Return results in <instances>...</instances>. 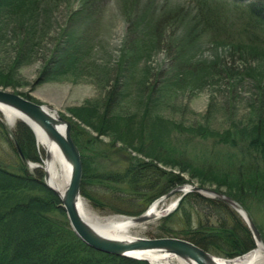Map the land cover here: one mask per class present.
<instances>
[{"label":"rangeland","instance_id":"374dc122","mask_svg":"<svg viewBox=\"0 0 264 264\" xmlns=\"http://www.w3.org/2000/svg\"><path fill=\"white\" fill-rule=\"evenodd\" d=\"M262 7L264 0H40L37 9L31 11L33 16H0V73L9 77L8 82L0 83V90L32 98L70 126V122L80 125L83 131L78 132L89 134L80 137L88 168L103 163L100 171L88 178L145 160L179 175L189 182L186 185L219 189L227 197V193L241 194L247 190L239 192L211 177L216 169L207 151L215 150V141L192 137L190 130L205 128L215 134H236L264 121V27L254 14L258 11L264 17ZM199 19L201 24L197 25ZM207 22L217 25L208 29ZM70 38L82 39L78 43H84L82 50L87 45V54L79 58V70L74 66L68 72L56 73L52 60H57L58 50L66 49ZM200 70L208 75L207 79L195 83L189 74ZM129 71L131 77L126 80L130 81V92L123 87ZM114 89L121 95L125 91L122 98L115 99L114 114L138 118L151 115V121L171 135V141L162 139L165 149L181 154L182 161L175 159L178 164L172 166L160 158H146L135 149L139 145L138 140L133 141L135 138L121 141L114 133L97 137L83 123V110L102 111ZM87 120L97 119L90 115ZM0 122L8 132L7 137L0 133V165L17 172L21 157L15 131L22 122L11 126L1 112ZM35 148L40 158L36 141ZM148 149L142 151L154 156L155 152L152 155ZM30 163L36 161L27 162L31 172L38 170ZM185 163L191 167H185ZM86 193L93 200L82 198L101 217L136 218L150 208L140 214L137 203L130 205V201L120 200L125 195L104 191L94 178L86 185ZM179 197L176 194L165 199L159 208L167 209ZM261 197L247 196L244 203H237L252 219L264 242ZM165 217L148 221L131 230L130 235L156 238ZM180 219L181 226H185L183 214ZM192 220V226L205 222L216 225L215 219L198 218L195 213Z\"/></svg>","mask_w":264,"mask_h":264},{"label":"trees","instance_id":"16d2710c","mask_svg":"<svg viewBox=\"0 0 264 264\" xmlns=\"http://www.w3.org/2000/svg\"><path fill=\"white\" fill-rule=\"evenodd\" d=\"M236 1L243 3L245 0ZM39 3L40 0H0V16L20 13L21 17L33 16L34 12L31 11L36 10ZM261 9L264 10V7ZM254 14L264 27V17H260L258 11ZM198 24H201V19L197 20ZM214 25L217 24L207 22L206 28ZM81 40L70 38L65 45L66 49L62 52L61 49L58 50L57 60H52L56 73L68 72L74 66L77 70L80 69L79 58L87 54V45L86 49L82 50L84 43H78ZM183 60L184 56L181 57L182 62ZM201 71L189 74L195 83L207 79L208 75ZM130 73V71L127 73L125 80L131 77ZM8 80L7 75L0 73V83L4 84ZM129 82L126 80L123 87L130 92L131 88L129 89L127 85ZM117 92L114 89L102 111L84 109L83 123L93 129L97 137L114 133L113 135L118 136L121 141L127 137L135 138L136 140H132H138L139 143L135 149L146 158H160L163 163L172 166L178 164L175 159L182 161L181 154L165 149L166 144L162 139L171 141V135L157 126L158 124L155 125L151 121V115L142 116V120L139 121L141 118L137 116L136 120L135 116L114 114V104H117L115 99L122 98L125 91L122 95L118 90ZM25 98L35 101L32 98ZM90 115L91 118L95 116L97 120L95 122L87 120ZM70 123L73 140L81 152L83 161L81 194L84 197L93 200L86 193V185L94 178L104 191L125 195L126 198L120 200L126 203L130 201V205L133 202L137 203L141 208V214L157 199L189 183L179 175L159 168L151 160V162L137 160L115 172L105 170L101 171L100 175L88 178L90 174L99 172V167L103 166V163L88 168L84 155L85 147L80 140V137L87 133L78 132L83 129L76 122ZM190 131L192 137L207 142L211 139L215 141L213 145L215 150L211 153L207 151V158L216 169V172L210 174L211 177L220 185L235 188L239 192L244 189L248 191L236 195L227 193L229 197L240 203H244L247 196L263 198L261 195L264 196V121L257 122L250 130L241 129L236 134L233 132L215 134L205 128ZM0 133L7 137L8 132L1 122ZM149 138L153 141L151 142ZM15 139L16 149L19 147L24 156L18 171L12 172L0 165V264H149L146 261L101 253L83 243L71 229L62 202L45 185L41 170L31 172L27 166L28 161L40 162L34 134L24 123H19ZM147 148L152 155L154 152L157 155L150 156L142 151ZM185 164H187L185 167H191L188 163ZM194 170L192 171L204 176L201 170ZM245 193H248L246 197ZM208 208L211 211L208 212L206 210ZM116 213L120 211L117 210ZM194 213L198 218L205 216L207 220L215 219L216 225L205 222L192 226ZM182 214L185 217V226H181ZM157 233L156 238H182L225 259L243 256L256 248L252 232L234 210L220 199H208L197 193L185 196L178 208L163 218Z\"/></svg>","mask_w":264,"mask_h":264},{"label":"water","instance_id":"95a60500","mask_svg":"<svg viewBox=\"0 0 264 264\" xmlns=\"http://www.w3.org/2000/svg\"><path fill=\"white\" fill-rule=\"evenodd\" d=\"M0 104L21 112L25 117L30 118V120L35 121L40 126L44 127L48 133L59 143L65 156L72 163L73 174L64 199L59 196L57 191L49 187L47 183L46 185L59 196L67 213L72 230L87 246L102 253L144 260L147 262H149L147 259L134 257L131 255V253L136 251L166 252L169 255L192 260L197 264H208L212 258V255L193 243L183 239L168 237L158 239L135 238L136 240L132 241H117L107 240L100 237L96 233L91 232L81 220L76 208V200L81 196L80 189L83 175V165L80 151L75 145L71 136L70 124L58 115V121L65 125V130L60 132L56 120L47 112V106L39 105L33 101L23 98L21 95L12 92L0 90ZM23 122L32 130L28 122L25 120H23ZM20 154L22 156L21 152ZM189 187L190 189H187V187L184 186L174 189L163 199L158 201L157 204H159L164 199L170 198L176 193H182V196L177 201L175 207L178 205L179 201H181L183 197L189 193H198L201 196L210 199H221L245 220L246 224L255 237L256 245L258 242H261L264 245L256 225L248 215L247 219L242 215L241 211L244 210L235 200L223 195L220 192H217L214 189L199 186ZM146 214L137 218H133V220L140 224L145 223L148 220Z\"/></svg>","mask_w":264,"mask_h":264},{"label":"bare ground","instance_id":"6f19581e","mask_svg":"<svg viewBox=\"0 0 264 264\" xmlns=\"http://www.w3.org/2000/svg\"><path fill=\"white\" fill-rule=\"evenodd\" d=\"M46 108L49 115L56 120L60 132H63L65 125L58 121V114L51 111L48 107ZM0 110L11 126L23 120L29 123L36 137L41 155L40 162L31 163L32 167L42 169L45 175V182L64 199L71 182L73 165L65 156L59 143L44 127L25 117L21 112L2 104H0ZM42 151H44V154H42ZM187 189H190V187L187 186ZM175 204V202L172 203L167 209L159 208V204L157 205V203L153 204L146 214L148 221H156L173 211ZM76 208L81 220L88 229L107 240H136L135 237L130 235L131 230L140 228L148 222L140 224L135 222L132 217L125 216L101 217L89 209L86 201L81 196L76 200ZM241 213L247 219L245 211H241ZM131 255L145 258L150 264H197L192 260L169 255L166 252L136 251L132 252ZM208 264H264V245L258 242L254 250L234 259L212 256Z\"/></svg>","mask_w":264,"mask_h":264}]
</instances>
